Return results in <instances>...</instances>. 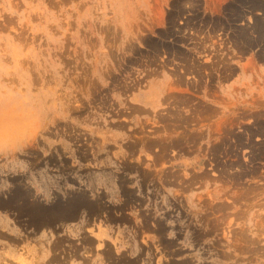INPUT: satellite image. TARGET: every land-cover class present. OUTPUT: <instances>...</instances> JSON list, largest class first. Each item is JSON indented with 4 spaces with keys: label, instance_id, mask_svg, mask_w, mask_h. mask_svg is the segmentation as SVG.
Returning <instances> with one entry per match:
<instances>
[{
    "label": "rangeland",
    "instance_id": "obj_1",
    "mask_svg": "<svg viewBox=\"0 0 264 264\" xmlns=\"http://www.w3.org/2000/svg\"><path fill=\"white\" fill-rule=\"evenodd\" d=\"M72 213H133L122 264H264V0H0V264Z\"/></svg>",
    "mask_w": 264,
    "mask_h": 264
},
{
    "label": "crops",
    "instance_id": "obj_2",
    "mask_svg": "<svg viewBox=\"0 0 264 264\" xmlns=\"http://www.w3.org/2000/svg\"><path fill=\"white\" fill-rule=\"evenodd\" d=\"M80 197L75 205L79 204L85 208L88 204L93 206L94 203L89 201L86 194H81ZM93 216L89 213L86 215L72 213L68 216L69 222L65 224L61 236L57 238L64 245L60 252L54 251L52 245L55 241L52 236L42 234L46 229L40 228L39 234L42 235L37 238V249L32 250L36 251L39 264H122L125 257L139 258L142 249L145 254L152 252L151 235L149 234L146 240L147 244L143 243L142 235L137 237L135 232L137 224L133 213L101 215L95 223ZM125 219L133 222L125 224ZM11 228L12 225L0 217V236L13 235ZM13 251L17 250H10L7 245L0 244L2 261L14 259Z\"/></svg>",
    "mask_w": 264,
    "mask_h": 264
}]
</instances>
